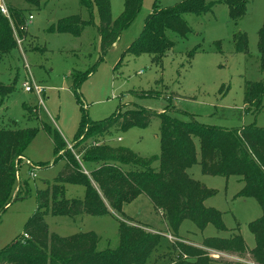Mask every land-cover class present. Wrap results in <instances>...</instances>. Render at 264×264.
<instances>
[{"label": "rangeland", "instance_id": "rangeland-1", "mask_svg": "<svg viewBox=\"0 0 264 264\" xmlns=\"http://www.w3.org/2000/svg\"><path fill=\"white\" fill-rule=\"evenodd\" d=\"M180 1L142 0L134 20L121 31L117 41L101 53L99 13L95 5L88 10L79 0H39L37 7L23 0H3L7 19L10 9L7 2H11L22 10L25 26L17 28L8 19L16 47L0 56V82L12 87L6 95L0 93V127H29L35 130V135L17 164L19 191H14L13 199L0 214V249L22 236L25 222L36 210L37 191L51 185L63 167V160L58 157L45 126L55 128L70 149L83 115L90 120H100L113 114L118 107L140 105L156 112L167 108L172 116L181 120L194 119L225 129L264 126V105L255 110L243 103L244 81L262 78L257 33L264 17V0H248L246 13L236 20L229 18L227 6L220 0H206L214 4L205 14H183L191 29L186 36L167 31L174 45L160 62L155 63L146 53L125 54L130 42L141 35L148 13ZM123 7L124 0H109L110 16L116 18ZM71 15L91 20V23L84 25L76 35L52 29L58 20ZM237 32L245 33L247 53L235 50L233 35ZM197 46L199 48L188 58L187 53ZM75 72L82 76L77 87L73 86ZM26 80L41 88L39 95L34 90H24ZM149 91L151 95L146 96ZM98 140L99 144L127 148L141 157L159 156V120L153 117L143 128H113ZM83 149L70 151L88 173L94 165L82 161ZM30 171L35 176H31ZM188 173L215 191L204 199V204L221 212L227 230L218 232L212 223L200 230L186 219L175 236L169 231L163 212L155 209L141 194L124 204L121 211L113 210L115 216L47 214L48 231L60 236L92 231L98 238L97 249L103 250L118 245V220L141 225L144 231L161 235L147 264L165 263L159 258L170 246L176 247L177 242L200 246L204 237L228 236L232 231L240 233L248 248L254 247L255 238L248 224L260 216L261 208L254 198L237 195L242 186L239 176L202 174L198 163L192 165ZM63 190L67 198L84 195V187L80 184L64 183ZM209 252L211 257L223 261L256 264L249 254Z\"/></svg>", "mask_w": 264, "mask_h": 264}, {"label": "trees", "instance_id": "trees-1", "mask_svg": "<svg viewBox=\"0 0 264 264\" xmlns=\"http://www.w3.org/2000/svg\"><path fill=\"white\" fill-rule=\"evenodd\" d=\"M23 1L31 6H39V0ZM247 1L219 2L227 6L229 18L236 20L246 13ZM141 2L124 0L121 13L112 18L109 0H79L88 10L93 5L97 8L101 53L106 52L117 41L121 31L134 20ZM213 4L206 0H182L171 7L155 8L146 15L141 35L130 42L125 54L137 56L146 53L151 55L155 63L160 62L174 45L167 31L186 36L191 29L183 14H205ZM9 7L11 24L14 23L17 28L24 27L22 10L12 5ZM8 19L0 12V56L16 47ZM89 23L91 20L71 15L58 20L52 29L76 35ZM257 36L262 78L245 80L243 87V103L255 110L264 105V17ZM233 39L235 50L247 53L245 33L237 32ZM198 48L191 49L187 53L188 58ZM73 75V86L77 87L82 76L78 72ZM11 91L12 87L0 82L2 96ZM148 93L145 95H151L152 91ZM153 117L159 120V156L141 157L127 148L98 143V138L113 128H143ZM45 128L51 135L58 157L63 160V167L51 185L37 191L36 210L25 222L22 236L0 249V264H147L159 245L161 235L144 231L141 225H129L118 220V245L113 249L99 250L94 232L60 236L49 233L45 221L47 214L70 217L81 214L112 215L108 206L114 211H121L124 204L141 194L152 202L155 209L163 212L166 225L175 236L180 224L186 219L195 223L200 230L207 223H212L218 232L227 230L221 220V212L204 204V199L215 191L188 173L195 163L199 164L202 174L239 176L242 186L237 195L254 198L261 208L260 216L248 224L255 245L248 248L240 233L232 231L228 236L204 237L200 246L177 242L176 247L170 246L159 259L165 262L163 264H245L213 258L209 250H215L239 256L249 254L256 264H264V126L225 129L201 124L194 119L181 120L172 116L167 108L156 112L140 105L118 107L113 114L100 120H90L83 115L71 149L84 148L82 161L94 165L88 173L84 172L71 149L66 147L61 134L55 128ZM34 135L35 130L29 127H0V214L13 199L14 191H19L17 164ZM64 183L82 185L83 197H65Z\"/></svg>", "mask_w": 264, "mask_h": 264}, {"label": "built area", "instance_id": "built-area-1", "mask_svg": "<svg viewBox=\"0 0 264 264\" xmlns=\"http://www.w3.org/2000/svg\"><path fill=\"white\" fill-rule=\"evenodd\" d=\"M0 12L6 16H8V11H7V7L5 6V4L3 3V0H0ZM31 16L29 15L28 16V19H30ZM23 87H24V90L26 91H31V90H34L38 95L40 94L41 92V88L35 84V83H29V81H25L23 82ZM31 176H35L34 172H31L29 173ZM169 237V236H167Z\"/></svg>", "mask_w": 264, "mask_h": 264}, {"label": "crops", "instance_id": "crops-1", "mask_svg": "<svg viewBox=\"0 0 264 264\" xmlns=\"http://www.w3.org/2000/svg\"><path fill=\"white\" fill-rule=\"evenodd\" d=\"M7 4H8V5L15 6V5L11 4V2H7ZM109 210H110V212H111V213H112V214L115 216V214H114L113 210H112L111 208H110Z\"/></svg>", "mask_w": 264, "mask_h": 264}]
</instances>
